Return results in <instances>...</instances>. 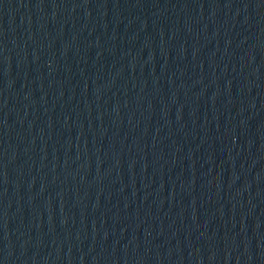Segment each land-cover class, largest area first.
I'll list each match as a JSON object with an SVG mask.
<instances>
[{
  "label": "water",
  "instance_id": "95a60500",
  "mask_svg": "<svg viewBox=\"0 0 264 264\" xmlns=\"http://www.w3.org/2000/svg\"><path fill=\"white\" fill-rule=\"evenodd\" d=\"M0 264H264V0H0Z\"/></svg>",
  "mask_w": 264,
  "mask_h": 264
}]
</instances>
